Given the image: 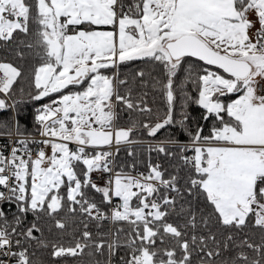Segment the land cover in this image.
<instances>
[{
	"label": "snow or ice",
	"instance_id": "6c2138e0",
	"mask_svg": "<svg viewBox=\"0 0 264 264\" xmlns=\"http://www.w3.org/2000/svg\"><path fill=\"white\" fill-rule=\"evenodd\" d=\"M8 45H16L20 59L27 50L39 61L32 100L59 99L36 109L40 141L24 135L15 115L0 124L17 136L8 154L0 149V264H36L30 245L48 244L37 222L24 227L27 217H48L64 230L66 213L129 230L123 239L122 227L110 240L97 239L85 224L73 245L52 246L55 258L98 253L112 264L123 249L120 264H264V0H0V47ZM135 61L161 69L151 87L163 97L162 116L147 92L136 93L137 85L148 86L143 70L131 79L120 75L121 66ZM24 79L22 67L0 62V111L17 110L13 93ZM188 83L196 96L184 92L177 120L178 95ZM188 101L210 122L207 134L188 127ZM122 113L130 120L124 127ZM177 125L189 144L169 136L149 151L175 155L167 145L176 146L190 168L188 195L207 206L206 213L181 206L182 226L168 219L176 197L184 198L177 176L165 178L158 164L146 175L114 172L120 146L138 142L137 128L155 137ZM30 145L38 146L35 153ZM188 151L193 155L184 156ZM93 172L110 173L105 186L93 182ZM88 188L112 205L110 214L89 198ZM213 222L224 230L219 238ZM249 225L262 234L259 243L236 238ZM200 226L208 232L198 233Z\"/></svg>",
	"mask_w": 264,
	"mask_h": 264
},
{
	"label": "trees",
	"instance_id": "16d2710c",
	"mask_svg": "<svg viewBox=\"0 0 264 264\" xmlns=\"http://www.w3.org/2000/svg\"><path fill=\"white\" fill-rule=\"evenodd\" d=\"M17 47L16 45H8L0 47V62H9L17 66H20L24 69L26 79L23 81H18L19 87L16 88V91L13 93V100L16 102V111L9 109L7 111H0V124L9 123L13 117L16 116V119L19 121L21 130L24 134H35L37 131V124L35 121L36 109L40 108L42 105L47 104L52 99H44L43 101H34L31 96L35 94L36 89L31 80V74L34 71V68L38 66V59L25 51V59H20L16 55ZM138 70H143L146 73L145 82L148 85L146 88H140L136 86V93L147 92L146 97L149 105L158 111L162 116L165 111V105L162 95L152 89L151 84L153 78L161 75V69L149 62L144 61H135L131 62L128 65L121 66L120 75L121 77H128L131 79V76L134 72ZM181 81L184 80V74H178ZM15 87V86H14ZM22 89V91H21ZM66 91V90H65ZM184 92L189 93L193 98L196 96L195 86L191 83L186 84L184 89L180 91L178 95V103L176 106L175 118L179 120L181 118V112L184 111L181 107L186 103L184 99ZM12 101H10L11 103ZM186 111L190 114V119L188 121V127L192 130H195L198 126L203 127L204 133L207 134L211 127L210 122H206L202 119L203 110L200 109L195 103L191 101L187 102ZM132 119H143V117L138 118L133 114ZM130 120L126 113H122V119L118 122L119 126L124 127L129 125ZM0 132H7V129L0 127ZM171 136L173 139H177L181 144H189L190 137L177 125L176 127H170L167 131L161 130L157 133L155 137L147 135V131L143 128H137L133 132V137L138 142H144L148 144H157L161 143L168 139ZM156 145H133L127 146L119 149L118 154L115 156V168L117 172L123 173H137L144 172L148 173L150 171L149 165H157L160 162V167L164 171L165 178H169L173 175L177 176L178 182L177 187L180 188L181 192L184 194V198L176 197V211L168 218L170 222H173L177 225H184L186 223V214H181V206L184 208H191L197 213L208 211L207 206L203 202L202 198H197L195 196L188 195L186 180L188 175H190L189 166L185 165L181 159V153L178 151L176 146L167 145V148L175 153V155L165 156L162 153L155 151H149L150 148H154ZM129 152L132 155H129ZM184 156H191L193 153L191 151L183 153ZM84 166H80L81 173L83 172ZM63 191V190H62ZM88 193V196L91 200L97 203L98 207L105 212L110 214L111 205L103 201L101 193L95 192L93 189L88 188L85 190ZM164 189H161V193H164ZM176 193H174V197ZM133 205L136 204V201H132ZM15 212V208L9 210V214ZM70 219L67 220L66 228L60 230L54 227V222L48 217H42L41 220L35 221V218L29 214L25 222L24 227H27L30 222H37L42 230V237L45 243L48 244V247L38 246L35 242H32L30 245V250L35 252L34 260L36 264H95V261H100L101 264H104V261L107 259V254L101 256L98 253L93 255H84L78 257L65 256L61 258H55L51 255L52 246L54 244H60L62 246H71L75 243L76 240L80 239L81 233L85 230V224H87V230L92 232L94 237L97 239L110 240L113 238V235L116 233L118 228H124V232L120 233L121 239L124 238L125 233L128 232L129 226L124 223H112L110 221H103L99 224L95 220L89 219L87 216H82L79 213L64 214ZM210 229L212 232L216 233L218 238L221 233L224 231L220 228L218 224L214 222L210 224ZM209 229L200 226L197 229V232L200 234H206ZM188 234L192 233V230L189 228ZM99 234V235H97ZM40 235V234H37ZM245 236H250L255 242L259 243L262 234L259 229L253 228L251 225L245 230L244 233H238L237 239L244 238ZM91 251L87 249L86 252ZM244 251L251 255V251L244 249ZM124 255V250L121 249L116 256L112 257V264H120L119 256Z\"/></svg>",
	"mask_w": 264,
	"mask_h": 264
},
{
	"label": "built area",
	"instance_id": "2783aa9c",
	"mask_svg": "<svg viewBox=\"0 0 264 264\" xmlns=\"http://www.w3.org/2000/svg\"><path fill=\"white\" fill-rule=\"evenodd\" d=\"M6 132H0V149H2L5 154H8L13 146V142L17 139V136L15 134H13L12 136H8L7 134H5ZM26 137H28L29 139H35L37 141H40L43 139V137H41L38 133L35 134H24ZM129 144H124L121 145L120 148H123L125 146H128ZM30 147L33 149V153H35L36 148L38 147L37 145H30ZM119 148V149H120ZM46 151H48V153H51V149L48 148L46 149ZM112 151H116L115 148L112 149ZM190 157V156H189ZM158 165H160V162L157 163ZM114 172H117L116 168H115V157H114ZM118 173V172H117ZM132 176H137L139 174H147L144 172H137V173H129ZM110 173L107 172H93L92 173V180L94 183H96L98 186H105L107 180L109 179ZM174 193L175 192H168L167 194L169 196L174 197ZM121 203V201H119L117 198H113V204L117 205ZM112 208V205H111Z\"/></svg>",
	"mask_w": 264,
	"mask_h": 264
},
{
	"label": "rangeland",
	"instance_id": "374dc122",
	"mask_svg": "<svg viewBox=\"0 0 264 264\" xmlns=\"http://www.w3.org/2000/svg\"><path fill=\"white\" fill-rule=\"evenodd\" d=\"M107 73H110L111 72V70H105ZM83 86H81V88H82ZM66 90V91H65ZM64 91H65V93H67L69 90L68 89H65ZM74 90H80V89H74ZM53 99V98H55V99H59V94H53V96H50V97H46V98H44V99ZM10 102V101H9ZM51 102V100L48 102V103H50ZM47 103V104H48ZM158 144H160V143H157V144H148V143H144V142H137V143H134V144H129L128 146H133V145H158ZM125 147H127V146H125ZM129 174V173H128Z\"/></svg>",
	"mask_w": 264,
	"mask_h": 264
}]
</instances>
